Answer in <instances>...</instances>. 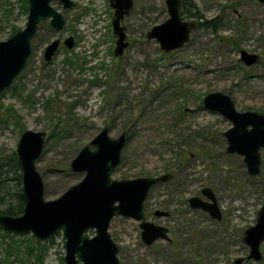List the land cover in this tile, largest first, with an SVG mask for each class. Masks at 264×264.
Listing matches in <instances>:
<instances>
[{"label":"rangeland","instance_id":"rangeland-1","mask_svg":"<svg viewBox=\"0 0 264 264\" xmlns=\"http://www.w3.org/2000/svg\"><path fill=\"white\" fill-rule=\"evenodd\" d=\"M73 1V7L63 8L58 0H51L65 19L63 28L53 29L49 18L39 23L25 66L0 93V156L15 151L22 131H45L35 165L43 178L45 199H54L83 177L82 172L70 169L83 145L104 126L111 137L125 131L126 142L111 177L171 173L169 182L150 188L144 219L164 220L180 239L174 244L158 240L146 245L140 221L117 214L110 221L109 233L118 246L120 264H232L234 258L246 256L249 247L242 240L243 231L255 224L264 204V148L260 149V172L250 176L243 156L226 151L223 132L231 122L205 108L202 98L220 91L231 97L237 110L264 114V4L194 0L203 16L200 21L218 18L220 26L216 30L197 27L182 47L165 52L146 36L168 17L165 0H133L121 20L129 44L115 56L109 0ZM24 9L22 0H0V41L13 28H24ZM183 19L197 22L195 17ZM69 35L74 38L70 49L62 43ZM54 39H60V46L45 61L44 48ZM240 50L258 54V62L245 66ZM54 128L58 135L49 136ZM204 186L215 194L220 221L187 204V198L200 195ZM19 188L21 181H7L0 209L14 205ZM171 198L167 207L171 217L155 218L153 208ZM181 222L199 233L194 245L181 239L187 236L177 230ZM0 232L4 233L0 234V259L8 264L63 261L61 231L45 241H37L30 233ZM36 243L46 247L40 262L25 255L26 244L38 254ZM260 250L261 260L245 258L242 264H264V241Z\"/></svg>","mask_w":264,"mask_h":264},{"label":"water","instance_id":"water-1","mask_svg":"<svg viewBox=\"0 0 264 264\" xmlns=\"http://www.w3.org/2000/svg\"><path fill=\"white\" fill-rule=\"evenodd\" d=\"M28 12L24 28L0 41V93L8 87L25 66L32 50L31 41L38 25L49 18V25L59 31L65 24L62 14L51 5V0H27ZM63 8L75 5L73 0H58ZM264 3V0H257ZM114 8L112 30L116 38L114 55L119 56L128 46L125 28L120 21L132 7V0H110ZM168 17L147 31V38L158 42L169 52L182 47L197 27L193 19L181 16V0H165ZM68 49L74 46L69 35L63 42ZM60 46V39L48 43L43 51L45 61H50ZM256 53L240 50L239 59L245 66L258 61ZM205 108L218 112L231 122L223 134L227 141L226 151L243 156L247 172L256 176L260 172V149L264 148V114L253 110L239 111L231 97L220 91L205 94ZM46 132L26 129L21 132L16 156L20 165L21 192L24 206L20 215L0 214V230L17 235L31 234L37 241H45L61 231L63 237V264H120L118 246L109 233L110 221L122 215L140 221L141 240L151 245L157 238L169 237L167 229L144 219V202L152 185L167 181L170 173L158 176H140L115 179L111 177L119 164L121 150L127 133L117 137L109 135L104 126L87 144L83 145L70 162V169L82 172L80 181L70 185L60 196L45 199L44 182L35 162L41 155ZM202 194L189 198L193 208L208 211L215 219L221 213L211 188L204 187ZM157 214H162L157 212ZM93 234L89 235V231ZM243 242L249 247L246 256L233 259L232 264H242L245 258L262 259L260 244L264 241V204L258 210L256 222L243 231Z\"/></svg>","mask_w":264,"mask_h":264},{"label":"trees","instance_id":"trees-1","mask_svg":"<svg viewBox=\"0 0 264 264\" xmlns=\"http://www.w3.org/2000/svg\"><path fill=\"white\" fill-rule=\"evenodd\" d=\"M24 10L28 12V1L22 0ZM182 2V9H181V15L182 17H195L197 19V27H208L212 30H216L220 26V20L218 18H211V19H204L200 21V19L203 18L202 14L199 12L194 0H181ZM18 28H13L10 35L15 33ZM68 65H71L70 60L66 59ZM72 62V61H71ZM97 79V78H95ZM53 101V100H52ZM52 107V102L49 103ZM57 134L55 132V128L49 133V136ZM9 179H16L19 182L21 181V174H20V165L17 160L16 152L13 151L7 156H0V205H3L4 200V191L7 186V181ZM24 206V198L22 196L21 188L18 189V192L16 193V200L14 205H6L5 208L0 209V214H6V215H20L22 213ZM1 235H4V233H1ZM11 236V234H5ZM45 246L41 245V243H36V249H38V254L34 253V247L26 244L25 249V255L27 257H31L32 255L37 259V261L40 262L41 255L44 254ZM0 264H8L7 260L0 259ZM61 264H63V261L61 260Z\"/></svg>","mask_w":264,"mask_h":264},{"label":"flooded vegetation","instance_id":"flooded-vegetation-1","mask_svg":"<svg viewBox=\"0 0 264 264\" xmlns=\"http://www.w3.org/2000/svg\"><path fill=\"white\" fill-rule=\"evenodd\" d=\"M257 1V0H256ZM257 2H259V1H257ZM109 3H110V0H109ZM260 4H264V3H261V2H259ZM111 5V4H110ZM132 5H133V0H132ZM166 5V4H165ZM112 7V6H111ZM113 8V7H112ZM131 9V8H130ZM130 9H129V11H130ZM181 9H182V2H181ZM167 10V9H166ZM128 11V12H129ZM127 12V13H128ZM113 13H114V8H113ZM127 13H125V14H127ZM168 13V12H167ZM124 14V15H125ZM123 15V16H124ZM182 16V15H181ZM113 17V16H112ZM123 18V17H122ZM183 18V17H182ZM122 20V19H121ZM112 22V21H111ZM120 24H121V21H120ZM122 25V24H121ZM123 26V25H122ZM125 28V27H124ZM197 28V27H196ZM125 33H126V31H125ZM11 36V35H10ZM258 55V54H257ZM258 57H259V55H258ZM258 60H259V58H258ZM258 62V61H257ZM256 62V63H257ZM167 173H169V172H167ZM171 174V173H170ZM173 177H172V174H171V177L167 180V181H163L164 183L165 182H169L171 179H172ZM160 182H162V181H159V182H157L156 184H159ZM155 185V184H154ZM153 185V186H154ZM204 187H209V186H204ZM204 187H202L201 189H200V195H192V196H198V197H200L202 200H204V201H209V199L205 196V195H203L202 194V189L204 188ZM210 188V187H209ZM213 191V190H212ZM214 193V192H213ZM170 194H173V193H171L170 192ZM215 195V194H214ZM192 196H190V197H192ZM190 197H188L187 198V204H188V206L192 209V210H201V211H204V212H206L209 216H210V214H209V212L208 211H205V210H203V209H201V208H193V207H191V205L189 204V198ZM216 198V197H215ZM146 200V199H145ZM174 199L173 198H171L170 200H162L161 201V205L162 206H155L154 208H153V215L155 216V218H157V219H159V218H162V219H169L170 217H171V212H170V210H168L167 209V207H170L171 206V203L169 202V201H173ZM157 202H159V200L157 199ZM217 202V201H216ZM145 203V202H144ZM154 204H156V203H154ZM184 204H186V201H184ZM218 205V204H217ZM219 207V206H218ZM144 210H145V206H144ZM219 210H220V208H219ZM157 212H160V213H162V214H157ZM182 213V212H181ZM220 213H221V210H220ZM183 215V214H182ZM211 217V216H210ZM212 219H214V220H216V221H220L221 219H222V213H221V218L220 219H215V218H213V217H211ZM145 220H148V221H150V222H152V223H154V224H156V225H160V226H162V227H164V228H166L167 229V232H166V235L169 237V239H166V238H157L153 243H155L156 241H158V240H164V241H166L168 244H174L175 243V241H176V238L179 240L180 239V236H179V238L176 236V238H175V236H173L172 234H173V231H174V233L176 232V230H175V228H171V226L170 225H168L164 220H162V223L161 222H156V219H153L154 221H151V218L150 219H145ZM184 222H181V223H179V225H178V232H180L181 234H182V236L185 234V235H187L185 238H181L182 240H183V242L184 241H190L191 242V244L193 243V245H194V243L196 242V241H198V240H200V235H199V233L198 232H192V228H193V226L191 225V226H189V228H184V224H183ZM245 230V229H244ZM181 234H179V235H181ZM242 238H243V236H242ZM152 243V244H153ZM249 252V251H248ZM262 253V252H261Z\"/></svg>","mask_w":264,"mask_h":264}]
</instances>
